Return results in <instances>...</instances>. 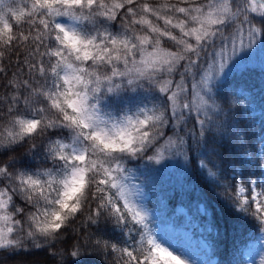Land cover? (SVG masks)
Listing matches in <instances>:
<instances>
[{
    "label": "snow or ice",
    "instance_id": "snow-or-ice-1",
    "mask_svg": "<svg viewBox=\"0 0 264 264\" xmlns=\"http://www.w3.org/2000/svg\"><path fill=\"white\" fill-rule=\"evenodd\" d=\"M21 4L0 0V252L45 249L56 264L92 253L112 264H188L157 226L168 203L157 177L170 163L187 171L206 150L219 163L198 159L204 188L220 190L234 221L264 232V120L257 149L223 88L250 70L264 0ZM109 224L120 238H91Z\"/></svg>",
    "mask_w": 264,
    "mask_h": 264
},
{
    "label": "trees",
    "instance_id": "trees-1",
    "mask_svg": "<svg viewBox=\"0 0 264 264\" xmlns=\"http://www.w3.org/2000/svg\"><path fill=\"white\" fill-rule=\"evenodd\" d=\"M17 4L22 6L21 0H16ZM259 40V39H258ZM264 46V38L260 39ZM259 40V41H260ZM15 57H13V60ZM8 61H5L7 64ZM248 71L236 73V75L223 85L224 95L228 98L233 111H240L241 120L240 135L249 137L255 135L256 148L259 149V135L261 132V121L264 120V61L250 60L245 62ZM11 70L14 69H10ZM10 74V73H9ZM0 78V85L3 84ZM233 89H243L247 97L237 96L233 98ZM5 89L0 87V95H3ZM246 111H242L244 109ZM28 145L18 149L16 155L24 152ZM7 159V156L3 157ZM27 159L35 167L50 166L44 160L43 155ZM198 159H204L208 167L218 164L216 156L206 150L204 157L197 158L192 154V160L187 166V171L177 167L175 163H170L169 167L161 170L157 177V195L162 201H167L157 214V226L162 228L166 225H173L185 229L193 228L196 233L204 237L208 244L207 254L215 259L214 264H252L254 248L260 243V236L263 232L259 230L256 222L249 220L248 225L234 221V209L223 199L219 189L211 187L205 189L204 182L200 178L198 169ZM134 167V163L128 165ZM215 171V169L213 168ZM207 175V170L204 171ZM143 177H138L136 183H141ZM195 183L198 189L193 190L192 184ZM22 203V202H21ZM153 205L149 204L148 207ZM207 208V212L204 211ZM183 210V211H182ZM155 227V225H153ZM91 238L102 236L105 239L120 238L118 229L113 226L102 225L100 231L95 227L89 230ZM75 237L72 229L68 230L65 240L73 243L70 239ZM83 243V240H81ZM64 243L56 245L57 249L65 248ZM59 257H53L45 249H31L28 253L14 255L10 252H0V264H56ZM81 264H112V258L103 254L92 253L81 257Z\"/></svg>",
    "mask_w": 264,
    "mask_h": 264
},
{
    "label": "rangeland",
    "instance_id": "rangeland-1",
    "mask_svg": "<svg viewBox=\"0 0 264 264\" xmlns=\"http://www.w3.org/2000/svg\"><path fill=\"white\" fill-rule=\"evenodd\" d=\"M259 40L250 50L252 53L244 58V62L250 60L264 61V46L262 41ZM160 229L161 231H169L173 240L183 248L186 254L184 258L188 261V264H214L215 259L210 258L207 254V241L202 235L196 233L193 228L185 229L166 225ZM262 260H264V232L260 236V243L254 248L252 264H261Z\"/></svg>",
    "mask_w": 264,
    "mask_h": 264
}]
</instances>
